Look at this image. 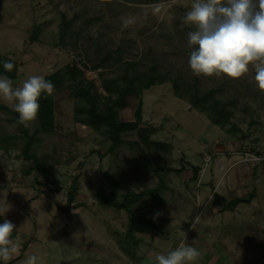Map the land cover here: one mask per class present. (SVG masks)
<instances>
[{
	"label": "rangeland",
	"instance_id": "1",
	"mask_svg": "<svg viewBox=\"0 0 264 264\" xmlns=\"http://www.w3.org/2000/svg\"><path fill=\"white\" fill-rule=\"evenodd\" d=\"M122 5L115 10L103 0H0V57L18 65L14 86L32 75L45 77L65 64L78 65V50L70 47L67 36L60 38L63 23L75 16L66 30L69 34L83 19L94 17L98 20L91 19L87 33L102 32L112 49L127 45L124 60L150 55L170 72L189 80L196 77L202 88L219 85L221 97L233 99L229 122L238 132L224 133L211 124L176 98L170 83L150 86L140 95V125L153 130L149 141L169 146L166 162L173 170L159 172L151 165L133 171L129 142L113 156L103 153L104 138L74 121L67 91L55 96L42 93L37 117L22 128L29 131L52 112L56 150L65 159L73 158L50 167L45 175L35 171L23 175L16 151H0V204L10 205L0 223L4 219L14 223L12 239L20 242L4 264H22L30 255L38 257L37 264H149L155 254H167L185 238L195 241L193 246L201 253L193 264H264V92L252 79L254 69L249 66L238 79L193 75L187 62L191 50L180 51L183 40L179 41L187 27L182 17L190 10L189 0ZM133 18L125 25L124 20ZM114 68L85 69L82 75L102 93L98 74L109 71L111 76ZM0 104L12 110L2 96ZM135 107L136 97L120 99L119 111L130 113ZM125 138L131 140L135 133ZM114 157V164L128 174L122 191L138 192L162 181L167 190L158 206L146 204L129 216L97 203L101 172L110 169ZM71 189L72 204L65 211ZM234 199L239 201L228 204ZM197 215L201 218L193 228Z\"/></svg>",
	"mask_w": 264,
	"mask_h": 264
},
{
	"label": "trees",
	"instance_id": "2",
	"mask_svg": "<svg viewBox=\"0 0 264 264\" xmlns=\"http://www.w3.org/2000/svg\"><path fill=\"white\" fill-rule=\"evenodd\" d=\"M107 8L122 7L127 4H153L159 1L170 0H103ZM112 8V9H113ZM75 17V16H74ZM73 17V18H74ZM73 18L63 23V30L60 38L67 36L70 47L78 52V65L65 64L63 67L46 75L44 78L54 84L53 96L60 91H67L68 97L72 100L73 119L76 123L89 127L97 135L102 136L107 142L105 151L113 156L115 151L122 152V146L126 142L133 147L130 150L128 161L133 166V171L138 166L150 168L159 172L172 171L167 166V157L169 146L162 143H153L148 140L153 133L152 129L140 125V95L142 90L153 85H159L165 82L170 83L173 95L176 98L186 101L195 111L205 116L209 122L218 127L224 133L236 134L238 129L229 122L232 110L235 107L233 99H223L221 97V88L215 85L210 88H202L196 77L190 80L184 78L178 73L170 72L161 67V64L153 57L148 55L141 56L135 61L124 60L123 56L128 50L127 45L122 43L111 48L104 41V35L98 31L96 34H88L86 26L90 22L97 21L98 18L91 20L83 19L75 30H66L71 27ZM191 30L189 26L181 30L180 40H183V46L180 51L185 54L189 49L187 47V33ZM183 36V37H182ZM191 50V49H190ZM149 51V49H148ZM149 54V52H146ZM146 61L143 62V61ZM10 61L14 64L11 72H5L3 62ZM115 65L114 70L103 71L98 74L99 87L102 93L98 91L93 81L87 80L82 75V70L105 69ZM17 63L6 56L0 57V75H7L10 79H15ZM136 97V107L133 111L127 113L119 111L120 99L123 96ZM0 151L8 153L16 151L21 159L20 172L27 175L35 171L38 174L45 175L50 167L58 164L67 163L72 156L66 159L56 150L53 141L54 125L53 114L49 112L40 117L33 123L29 131H18L16 123L18 114L0 104ZM4 115V116H3ZM8 116V117H7ZM125 116V119L121 117ZM128 133H135V138L126 140ZM103 142L102 144H105ZM143 147L147 149L150 156L146 155ZM103 153H99L100 155ZM139 157V158H138ZM115 157L112 158L110 169L101 172L102 186L95 194L97 203L123 210L129 216L133 210H144L146 204L153 207L158 206L159 197L162 198L167 190L161 180L150 188L141 191H122V184L126 182L127 173L120 168L119 164H114ZM196 168L192 169V177H195ZM66 207L72 204L73 189L67 192ZM239 201L234 199L228 204ZM72 206V205H71ZM14 232L12 233V238Z\"/></svg>",
	"mask_w": 264,
	"mask_h": 264
},
{
	"label": "clouds",
	"instance_id": "3",
	"mask_svg": "<svg viewBox=\"0 0 264 264\" xmlns=\"http://www.w3.org/2000/svg\"><path fill=\"white\" fill-rule=\"evenodd\" d=\"M133 22L134 18L124 20L125 25ZM182 22L191 28L187 33V47L191 49L187 62L193 75L238 79L251 66L252 79L264 92V0H193ZM13 68L12 62H3L5 72ZM54 87L40 75H32L17 86L7 75H0V96L11 104L18 114L16 123L21 126L37 117L39 97L42 93L52 95ZM9 209V204H0V217ZM200 218H194L193 228ZM15 230L16 225L8 219L0 223V264L9 261L20 247V242L12 239ZM194 244L185 238L167 254H155L149 264H193L201 256ZM37 260L30 255L22 264H37Z\"/></svg>",
	"mask_w": 264,
	"mask_h": 264
},
{
	"label": "water",
	"instance_id": "4",
	"mask_svg": "<svg viewBox=\"0 0 264 264\" xmlns=\"http://www.w3.org/2000/svg\"><path fill=\"white\" fill-rule=\"evenodd\" d=\"M18 131L19 132H23L24 129L22 128L21 125H18ZM126 237L130 238V239H133L132 235L130 233H126Z\"/></svg>",
	"mask_w": 264,
	"mask_h": 264
},
{
	"label": "built area",
	"instance_id": "5",
	"mask_svg": "<svg viewBox=\"0 0 264 264\" xmlns=\"http://www.w3.org/2000/svg\"><path fill=\"white\" fill-rule=\"evenodd\" d=\"M190 1V6H191V4L193 3V0H189ZM204 162H206V160H204Z\"/></svg>",
	"mask_w": 264,
	"mask_h": 264
}]
</instances>
